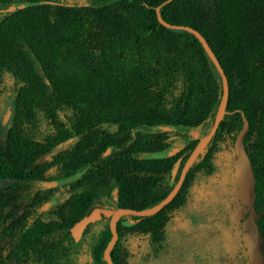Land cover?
Wrapping results in <instances>:
<instances>
[{
    "label": "trees",
    "instance_id": "trees-1",
    "mask_svg": "<svg viewBox=\"0 0 264 264\" xmlns=\"http://www.w3.org/2000/svg\"><path fill=\"white\" fill-rule=\"evenodd\" d=\"M156 10L201 36L227 97L175 197L152 215L117 220L111 263L127 264L126 236L160 241L186 187L211 171L219 145L232 147L243 120L264 258V0H0V97L10 104L0 132V264H80L100 222L86 264H106L104 211L155 207L209 132L220 75L198 40L161 25ZM95 210L99 222L75 242L72 227Z\"/></svg>",
    "mask_w": 264,
    "mask_h": 264
},
{
    "label": "rangeland",
    "instance_id": "rangeland-1",
    "mask_svg": "<svg viewBox=\"0 0 264 264\" xmlns=\"http://www.w3.org/2000/svg\"><path fill=\"white\" fill-rule=\"evenodd\" d=\"M9 108L8 98L2 93L0 132L9 118L7 115L1 124ZM175 149V145L170 147L166 155ZM233 161V147L225 140L213 155L211 171L196 174L184 190V205L169 214L159 242L145 236L122 238L127 264H248L240 227L246 211L234 198ZM23 201L24 195L20 194L10 209L15 210ZM103 229L104 223L100 222L89 230L80 264L89 261V243L94 244Z\"/></svg>",
    "mask_w": 264,
    "mask_h": 264
},
{
    "label": "water",
    "instance_id": "water-1",
    "mask_svg": "<svg viewBox=\"0 0 264 264\" xmlns=\"http://www.w3.org/2000/svg\"><path fill=\"white\" fill-rule=\"evenodd\" d=\"M16 9H18V6H13L9 8L8 11H14ZM156 17H157L158 22L161 25L168 27V28L185 30L191 33L201 44L205 53L207 54L208 58L210 59L215 69L218 71L220 78H221V82H222L221 105L215 116V119L213 121V124L209 132L204 138L200 139L195 149L185 160V162L183 163L181 167V170L179 172L178 178L174 186L172 187V189L169 191V193L164 197L162 201H160L155 207L149 210H141V211L117 210L115 212H108L107 215H110L109 220H108V231L110 234V238L107 241L102 251V259L106 264H112L110 260L109 252L117 241V234H116L117 220L123 215H131V216H136V217L152 215L156 213L157 211H159L160 209H162L164 206H166L175 197V195L178 193L182 185L185 174L188 168L190 167L191 163L193 162L195 157L198 155V153L202 150L204 145L209 141V139L212 137V135L216 131L218 123L222 115L223 106L225 104L226 97H227L228 88H227L226 79L223 75L221 68L219 67V64L217 63L209 47L207 46L205 41L201 38V36L190 28L175 27V26H169L165 24L159 19L157 10H156ZM6 117H7V114L3 117L1 121L2 124L4 123V120L6 119ZM246 128H247L246 121L243 120L241 129L235 136L233 145H232L233 152H234L232 176H233L234 184L236 186L234 198L238 203L241 204L242 207L245 208L247 212L244 220L241 222V228L244 231L243 236H242V241L244 245V254H245L246 260L249 264H264V258L259 252L258 231H257L256 225L254 222L256 218V211H255L254 203H253L254 201V176H253V172L250 166L249 159L242 145V137L246 131ZM202 141H203V145L202 147H199ZM99 219H100V216L98 214V211L95 210L87 217H84L80 221L75 223V225L71 229V236L73 240L76 242L79 239L83 229L88 223L95 222Z\"/></svg>",
    "mask_w": 264,
    "mask_h": 264
},
{
    "label": "flooded vegetation",
    "instance_id": "flooded-vegetation-1",
    "mask_svg": "<svg viewBox=\"0 0 264 264\" xmlns=\"http://www.w3.org/2000/svg\"><path fill=\"white\" fill-rule=\"evenodd\" d=\"M6 114H7V115H10V111L8 110V112H7ZM8 119H9V118H8ZM7 122H8V120H7ZM7 122H6V123H7ZM1 124H2V123H1ZM39 160H40V159H39ZM39 183H40V185H42V182H39ZM38 196H40V195H38ZM32 197H33V196H31V198H32ZM25 198H26V197H25ZM26 199H27V198H26ZM26 204H27L26 207H28L29 202H28V203L26 202ZM239 204H240V203H239ZM240 205H241V204H240ZM39 206H41V205L39 204ZM243 209H244V211H246L244 207H243ZM246 213H247V212H246ZM245 216H246V215H245ZM244 218H245V217H244ZM243 220H244V219H243ZM243 220H242V221H243ZM242 221H241V222H242ZM241 222H240V227H241ZM81 234H82V233H81ZM80 237H81V235H80ZM80 237H79V238H80ZM78 240H79V239H78ZM78 240H77V241H78ZM245 258H246V257H245ZM246 261H247V260H246ZM248 264H249V263H248Z\"/></svg>",
    "mask_w": 264,
    "mask_h": 264
},
{
    "label": "bare ground",
    "instance_id": "bare-ground-1",
    "mask_svg": "<svg viewBox=\"0 0 264 264\" xmlns=\"http://www.w3.org/2000/svg\"><path fill=\"white\" fill-rule=\"evenodd\" d=\"M202 145H203V143L202 144L200 143L199 147H202Z\"/></svg>",
    "mask_w": 264,
    "mask_h": 264
}]
</instances>
